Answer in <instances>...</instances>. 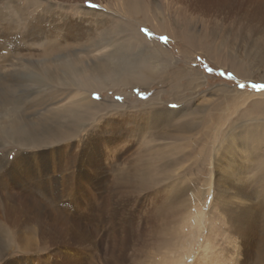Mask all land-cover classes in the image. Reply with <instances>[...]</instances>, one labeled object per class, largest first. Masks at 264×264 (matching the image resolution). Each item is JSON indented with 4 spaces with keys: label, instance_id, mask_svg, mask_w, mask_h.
Wrapping results in <instances>:
<instances>
[{
    "label": "rangeland",
    "instance_id": "obj_1",
    "mask_svg": "<svg viewBox=\"0 0 264 264\" xmlns=\"http://www.w3.org/2000/svg\"><path fill=\"white\" fill-rule=\"evenodd\" d=\"M192 2L147 0L152 20L142 24L136 21L141 14L128 15L124 0H0V15L7 18L6 27L0 25V44L6 42L0 45V67L8 72L21 59L34 64L13 65L19 74L12 91L0 82V127L21 114L19 109L24 120H37L85 95L77 86L38 80L43 72L36 67L55 63L43 62L46 39L27 35L24 26L33 20L48 31V45L55 41L61 47L100 36L106 25L110 46L78 54L90 65L115 52L118 42L124 66L146 55L148 47L154 55L160 46L168 56H162L165 78L149 87L109 86L92 96L99 105L85 112L89 120L68 140L21 146L0 134V264H264L263 232L250 224V213L243 214L264 201L258 181L264 163L247 172L253 165L246 149H227L235 127L264 126V111L252 107L264 104V90L252 88L264 84V0H230L206 14ZM157 13L167 20L173 41L153 31ZM186 20L200 39L211 34L207 48L214 45L220 57L187 47L181 36ZM78 35L82 40H75ZM135 40L142 43L132 46ZM80 50L78 45L75 51ZM220 58L227 64H217ZM192 76L198 82L191 89ZM177 90L184 91L181 98ZM57 91L52 104L32 108L33 101ZM159 107L181 110L174 127L162 114L154 115ZM179 122L194 127L178 132ZM250 178L257 181L247 187ZM43 183L47 194L31 197L24 191L26 184ZM201 219L209 231L196 226Z\"/></svg>",
    "mask_w": 264,
    "mask_h": 264
},
{
    "label": "bare ground",
    "instance_id": "obj_2",
    "mask_svg": "<svg viewBox=\"0 0 264 264\" xmlns=\"http://www.w3.org/2000/svg\"><path fill=\"white\" fill-rule=\"evenodd\" d=\"M146 1L147 0H124V6L126 7V12L128 13V15H139V14H141L140 17L136 18V21L141 22L142 24H149V23H151V20H152L150 14H149L148 7L145 6ZM192 1H193L192 4L194 6H196L200 12L206 14L209 12V8L211 9L212 7H215L217 5H218V7L224 6L230 0H192ZM179 10H178V12H179ZM157 14L158 15L155 16L156 17L155 19L158 20L159 24L157 26L152 25L153 31L155 30L156 32H159L160 34L165 35L167 38L170 39V41H173V39H174L173 34L169 31L170 27H169V24L167 23V20H163L160 17L158 18V16H160V14L159 13H157ZM182 14H184V13H182ZM185 14H186V12H185ZM15 15L19 16L21 24H24V22H26V19L23 17V14L16 12ZM176 15H178V14H176ZM183 18H185V17H183ZM6 20H7V18L0 15V25L4 26ZM35 21L33 20L29 24L26 23V25L24 26L27 35L28 36L31 35L34 37L35 36L34 34H38V36H36L37 39H39V37H40V38H45L46 40H50L48 31L46 29H44V27H43L44 25L40 26L37 23L39 20L37 22H35ZM11 23H12V20H11ZM11 23H9L10 26H11ZM192 23L193 22L191 20L190 21L186 20V24L184 25V27H185L184 31L181 33V36L183 37L182 40L186 43L187 47L189 49H196V48L201 49V50L204 49V51L205 50L209 51V53H208L209 55H211V56L215 55V56L220 57V55H219L220 51H218V48L213 47L214 45H210V47L207 48V46H208L207 40L211 37L210 36L211 34L209 32H208L209 34L205 33L202 36L204 38L200 39V37L196 36L193 32H191L192 31L191 30L192 29ZM105 26H101L102 30L100 29L101 30L100 36H99V34L98 35L94 34L89 39H87L85 43H81L82 46L80 43L79 44L77 43L78 45H80V47H82V50H80V51H75V48H77L78 45L77 46L66 45V47H61L60 44L56 43L55 41H52V43L50 45H48V41H46V40L42 44V47L45 49V53H44L45 58H43V60H44L43 62L44 63L45 62L46 63L53 62L55 64L53 67L49 66L47 68L40 67V66L36 67L39 69V71H41V69H42V72H43L42 75H40V74L36 75L38 80L42 84H43V82H45L47 85H51V86H55V85L56 86H60V85L77 86L78 87L77 90H80L83 92L82 94H85L83 96V98H79L77 100H74L73 102H71V104L66 105L64 107H60L59 109L55 108L56 109L55 111L53 110L50 112V116H46V114H44V115H42V117L38 118L37 120H33V119L32 120L31 119L30 120H24L23 116H19L21 114H24V112H23V110L18 108L19 109L18 113H21V114L13 115V117H14L13 119L7 120L6 123L1 124V127H0V134L1 135L6 137L7 139H9L10 141H13L15 144H18L21 146L39 147V146H43V144L49 145L48 144L49 142H51L50 143L51 145H53L54 143H60L61 141H64L66 139L68 140V138L70 136H73L72 134H74L76 132V129L79 128V125H80L79 123H81V122L84 123L85 120H89L86 118V116H89V115L85 116V112L87 110H90V109L93 110L94 108H96V106L99 105L98 102H95L92 99V96H94L96 94L98 95V93L101 90L106 89V87H109V86L113 87V86H117V85L121 86V87H128V88L129 87L136 88L138 86H148L149 87L156 80H162L165 78L164 72L166 70V67H168V66L166 65V62H164L162 60V56H165L166 58L168 56H167V53L164 51V49L160 46L158 48H155L157 50V52L154 55L151 54V48L148 47L146 55L144 54L145 53L144 52V53H140L139 56H135L134 58L132 57V59H130L127 62L126 66H124L125 60L122 59L123 46L120 44V42L117 43L116 48H115V52H113V53L111 52L112 54L108 53L106 56L102 57V59H100L99 63H96L95 66L92 64L91 65L87 64L83 59H81L82 56L79 57L78 54H83V55L84 54H86V55L92 54V52H95V50L98 48H105V46H110L108 44L109 42H107V40L109 39V37L107 39V36L110 35V29L106 28ZM181 26H182V24H181ZM4 27H6V26H4ZM121 27L122 26L119 25V27L117 29V30H119V32L123 31V28H121ZM12 29H14V28H12ZM83 34H86V32ZM71 36L72 35H70V37ZM78 36H76L77 38L75 40H82L81 37H83L84 35L83 36L78 35ZM72 37H75V36H72ZM137 37H139V36L137 35ZM33 39H35V38H33ZM137 41L138 40H135L134 42H132L131 45L135 46ZM138 42L142 43L141 41H138ZM140 43H137L136 45H138ZM0 45L1 46L6 45V42L1 43ZM137 51H139V50H137ZM11 57H12V55H11ZM160 58L165 64H162V61L159 60ZM220 59L216 62L217 64H220L223 66L225 64H227L226 59H224L225 61L223 59H221V60ZM7 61H10L9 58L7 59ZM152 61H154V62H152ZM20 62L21 63H16V64L13 63V65H19V67H24V66L29 67L28 64L30 65V67H33V65H34L32 62H28L27 60L25 61L26 62L25 65H24V60L21 59ZM157 62H159V64ZM235 63L237 65L238 62L235 61ZM13 65H12V69H9L10 71H8V72H6V70H4V67H0V82H2V85L6 89H9V91L11 89L15 88L16 86H18L17 81H15V79L17 77L16 75L18 72H17V70H13V67H14ZM242 65H243V63H242ZM231 67H233V69L236 73H239L241 76H245L241 72H237L232 63H231ZM237 67H239V66L237 65ZM163 70H164V72H162ZM182 73L183 72H181V71L180 72H178L177 70L175 71V74H177L179 76L182 75ZM246 75L248 76V74H246ZM17 80H19V79H17ZM188 80H189L188 86L191 89L193 87H195L196 83L198 82V80L196 79V76L188 77ZM188 86L184 87V89H188L187 88ZM81 87H82V90L80 89ZM176 87L179 88L178 86H176ZM182 92H184V91L183 90H177L176 91V93H177L176 97L181 98L182 97L181 95L183 94ZM223 92H225V91H223ZM59 95H60V92L57 91L56 94L53 93L50 96H47V95H46V97L43 96V98H39V99L32 102V108L36 107L35 109H37V108L39 109V107H42L46 103L50 104L51 102H54V100L57 99V97ZM180 102H183V100L182 101L180 100L178 103H180ZM252 107L254 108L255 113H256V110L264 111V104H259V103L255 102L254 104H252ZM35 109H33V110H35ZM180 111H178V112H176V111L172 112L169 110L164 111L161 107H159V109L156 108V110L154 111L155 112L154 115L160 116L162 114L165 117L164 118L165 121L169 125H171L174 122V120L179 119V114H181ZM183 117H184V115H183ZM179 121H181V119ZM173 127H174V125H173ZM175 127L178 130V132L179 131H185V132L186 131H192V129L194 127V122L193 123L192 122L191 123L182 122L180 124H176ZM229 135L232 137V139H230V141L228 143V147L226 146L228 150H231V148H233V150H234V149H236L235 146L238 145L239 147H241V149H244V150L246 149V151H247V157L246 158L249 161H251V165H253V166H250V168H246L247 172H249L250 169L252 171V168L254 170L255 168L257 169L259 166H262V164L264 163V126L262 124L257 123V122L252 123V124H250V123L244 124L243 123V124H241V126L235 127ZM44 168H47V167L42 166V169H44ZM12 171L13 170H11V172ZM260 171H261V177L258 179V181L261 184H264V168L260 169ZM255 179L257 181V178H250L249 180H247L246 182L244 181V182H245V184H247V187H248V185L250 183L254 182ZM23 180L26 182L25 178ZM24 188H25L24 191L31 194L30 195L31 197L34 196L38 192L39 193L44 192L46 194L49 192L47 183H45V184L43 183V186H41V187H37L35 184H31L30 186H27V184H26V186H24ZM244 188H245L244 186L239 187L238 188L239 193H243ZM237 195H238V193H237ZM245 213H250V215H251L250 224L252 223V225L254 224V226L256 225V227H257V224H259V229H260V231L263 232L262 236L264 238V201L261 200L259 203H257V205L253 206V208L251 206V208H249V210H245L243 214H245ZM234 218H236L237 221H240V220H238L239 218H237L236 216ZM196 222H197L196 226L200 227V230L205 231L207 229V231H209V228H208L209 226H206L204 224V222H202V219H201L202 223L200 222V220L196 221ZM241 223H239V224H241ZM244 223L245 222H243V224ZM202 224H203V226H202ZM203 228H204V230H203ZM10 236H11V234H10ZM12 237L14 238V236H12ZM262 245H263L262 251L264 253V239H263ZM192 247L193 246L190 243L187 246V249L189 251H191Z\"/></svg>",
    "mask_w": 264,
    "mask_h": 264
},
{
    "label": "snow or ice",
    "instance_id": "obj_3",
    "mask_svg": "<svg viewBox=\"0 0 264 264\" xmlns=\"http://www.w3.org/2000/svg\"><path fill=\"white\" fill-rule=\"evenodd\" d=\"M91 7H97V5H90ZM146 31V30H145ZM165 41L167 38H164ZM209 72L212 71L211 68L208 69ZM240 88H244L245 86L243 84L239 85ZM252 88L255 89V90H264V84H252Z\"/></svg>",
    "mask_w": 264,
    "mask_h": 264
}]
</instances>
